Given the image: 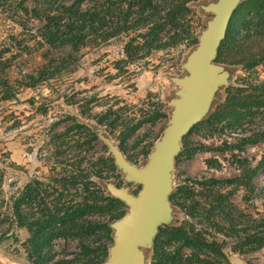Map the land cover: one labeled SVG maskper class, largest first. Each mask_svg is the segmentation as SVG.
<instances>
[{
	"label": "trees",
	"instance_id": "obj_1",
	"mask_svg": "<svg viewBox=\"0 0 264 264\" xmlns=\"http://www.w3.org/2000/svg\"><path fill=\"white\" fill-rule=\"evenodd\" d=\"M199 1L0 0V11L21 30L20 41L14 39L21 51L29 50V42L41 48H70L80 52L121 40L128 66L189 40L193 15L190 6ZM2 60L0 58V67ZM263 61L264 0H246L231 19L216 62L243 66L251 71ZM2 85L8 94V83ZM240 105L264 107V85L254 87L251 94L231 88L223 111L195 125L184 137L183 144L198 126L205 122L219 123L226 116H231L229 127L243 128L246 117L242 116ZM103 108L99 114L91 115L97 128L88 127L76 118L71 119L65 131L57 129L61 122L53 125L44 158L50 165L48 174L19 186L15 182L7 183L6 171L0 170V245L7 240H18V232L26 230L29 238L25 248L31 264H105L109 258L114 243L112 224L127 213L119 211L125 203L112 197L103 185L110 180V172L118 169L98 130L104 128L110 136L119 132L117 141L125 151L128 139L146 121L136 116L124 118L123 109L114 106ZM241 141L245 146L264 143V133L243 137ZM0 159L2 165L12 168L9 154H1ZM240 163L242 173L238 177L212 178L195 185L214 193L221 186L254 192V181L264 170V153L256 167L246 159ZM216 194L218 196L210 203L212 214L222 205L220 192ZM193 199L189 193L183 203L173 202L185 210L188 217L196 218L199 205ZM223 214L222 218L213 216L209 221L217 232H223L226 226L235 236H240L231 248L233 254L244 256L247 244L252 251L264 249V220H255L253 231L246 229L243 234L237 230L236 219L225 211ZM173 244L179 246L171 252ZM186 248L193 251L195 261L200 262L197 259L201 256L208 258L214 252L230 264L224 244L216 237L210 241L205 230H199L189 220L181 227H160L153 246L159 264H192L193 259L184 254Z\"/></svg>",
	"mask_w": 264,
	"mask_h": 264
},
{
	"label": "rangeland",
	"instance_id": "obj_2",
	"mask_svg": "<svg viewBox=\"0 0 264 264\" xmlns=\"http://www.w3.org/2000/svg\"><path fill=\"white\" fill-rule=\"evenodd\" d=\"M215 2L217 0H201L190 6L193 15L190 17L192 34L189 40L128 66L121 40L80 52L70 48H41L29 42V50L21 51L14 42L15 38L20 41L21 30L0 11V58L3 59L0 67V157L1 154H9V163H13L12 168H7L0 159V170L6 171L7 183L23 186L35 177L48 174L50 165L44 158L53 125L61 122L57 129L65 131L71 119L76 118L88 127L97 128L91 115L111 106L123 109L124 118L136 116L146 121L128 139L123 151L132 164L144 167L170 122L174 109L171 101L178 98L180 88L173 79L187 75L183 66L198 47L202 32L214 17L203 7ZM223 66L229 73V85L216 93L205 119L223 111L231 88L251 94L254 87L264 85V61L251 71L243 66ZM4 82L9 85L8 94L2 85ZM239 110L246 117L243 128L229 127L231 116H226L219 123L205 122L198 126L186 144H182L173 171L174 199L170 197L173 219L167 226L181 227L189 220L199 230H205L210 241L216 237L224 244L230 264H233L231 257L242 258L249 264H264V249L252 251L247 244L244 256L233 254L231 248L238 243L240 236H235V232L226 226L223 232H217L212 227L213 222L209 221L213 216L222 218L225 211L236 219L237 230L241 233L245 234L246 229L253 231L254 221L264 220V170L254 181V192L236 186H221L214 193L195 185L212 178L227 180L238 177L242 173L240 161L246 159L256 167L261 160L264 143L245 146L241 140L264 133V107L240 105ZM100 129L106 133L104 128ZM106 135L115 144H120L117 141L119 132L113 136ZM110 177L103 184L105 188L107 183H112L128 187L134 195L141 190L140 185L127 182L119 169L111 171ZM217 191L221 194L222 205L212 214L210 203L218 196ZM189 193L194 196V203L199 205L196 218L188 217L187 212L173 202L179 200L183 203ZM119 211L128 213L129 207L125 205ZM28 238L27 231L21 230L18 240H7L0 245V264H31L25 248ZM178 246L173 244L170 251ZM184 254L193 259L192 264H227L214 252L208 258L201 256L197 259L200 262L195 261L190 248L184 249ZM145 255L146 264H159L153 248L145 250Z\"/></svg>",
	"mask_w": 264,
	"mask_h": 264
},
{
	"label": "water",
	"instance_id": "obj_3",
	"mask_svg": "<svg viewBox=\"0 0 264 264\" xmlns=\"http://www.w3.org/2000/svg\"><path fill=\"white\" fill-rule=\"evenodd\" d=\"M245 0H217L203 9L214 14L200 36L199 45L184 64L187 75L175 78L180 88L170 122L150 153L144 167L132 164L119 145L102 129L98 135L115 159L117 168L129 183L141 186L138 195L128 187L106 184L109 194L125 203L129 212L112 224L114 243L105 264H146L145 250L152 249L160 227L172 222L173 171L182 150L184 137L209 114L216 93L229 85V73L216 62L219 49L227 37L231 19ZM233 264H249L242 258L231 257Z\"/></svg>",
	"mask_w": 264,
	"mask_h": 264
}]
</instances>
